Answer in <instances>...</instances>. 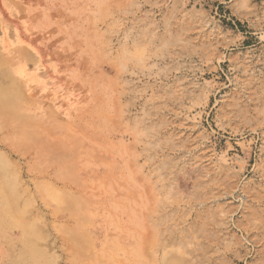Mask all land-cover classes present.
Listing matches in <instances>:
<instances>
[{"label": "rangeland", "instance_id": "1", "mask_svg": "<svg viewBox=\"0 0 264 264\" xmlns=\"http://www.w3.org/2000/svg\"><path fill=\"white\" fill-rule=\"evenodd\" d=\"M0 264H264V0H0Z\"/></svg>", "mask_w": 264, "mask_h": 264}, {"label": "bare ground", "instance_id": "2", "mask_svg": "<svg viewBox=\"0 0 264 264\" xmlns=\"http://www.w3.org/2000/svg\"><path fill=\"white\" fill-rule=\"evenodd\" d=\"M3 1V0H2ZM13 76H14V74H13ZM11 77V76H10ZM10 79V78H9ZM13 80V79H12ZM9 81V80H8Z\"/></svg>", "mask_w": 264, "mask_h": 264}]
</instances>
